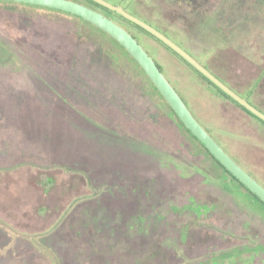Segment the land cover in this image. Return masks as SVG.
<instances>
[{"label": "rangeland", "instance_id": "1", "mask_svg": "<svg viewBox=\"0 0 264 264\" xmlns=\"http://www.w3.org/2000/svg\"><path fill=\"white\" fill-rule=\"evenodd\" d=\"M104 1L137 17L135 0ZM140 1L135 7L141 15L165 26L169 39L239 90L264 67V0H190L189 6ZM20 15L29 17L27 28ZM195 20L201 26L189 31ZM126 25L201 126L264 182V127L178 56ZM74 27L58 16L0 8V32L29 50L17 54L18 67L7 65L0 47V264H96L88 257L94 247L100 264H197L222 251L264 245V225L249 219L250 200L158 97L135 95L126 109L116 100L110 109L76 100L75 110L58 109L55 95L70 93L53 76L45 78L51 89L35 76L41 75L40 55L50 56L54 48L29 31ZM30 44L41 49L30 53ZM63 52L55 51L54 59L66 63ZM117 78L114 72L105 77V92L115 94ZM208 264H264V252Z\"/></svg>", "mask_w": 264, "mask_h": 264}, {"label": "trees", "instance_id": "2", "mask_svg": "<svg viewBox=\"0 0 264 264\" xmlns=\"http://www.w3.org/2000/svg\"><path fill=\"white\" fill-rule=\"evenodd\" d=\"M75 2L81 3L85 6H88L105 16L114 19L116 22H119V24L123 25L124 28L133 36V38L141 45L143 43L141 40L136 36V34L130 29L126 24H128L130 27H133L143 33L144 35L148 36L149 38L155 40L162 46H164L166 49L171 51L174 55L178 56L183 62H185L189 67H191L217 94H219L221 97L228 99L229 101L233 102L235 105H237L242 111H244L247 115H249L251 118L256 120L259 124H261L264 127V121L252 114L250 111H248L246 108L241 106L239 103H237L235 100H233L229 95H227L225 92H223L219 87H217L214 83H212L209 79H207L203 74H201L198 70H196L192 65H190L187 61H185L180 55H178L175 51H173L171 48H169L166 44H164L162 41L157 39L155 36H153L151 33L143 29L142 27L138 26L137 24L127 20L122 15L109 10L108 8L96 3L93 0H73ZM171 3L174 6H189L191 4L190 0H170ZM142 1L135 0L133 2L132 9L134 13L137 15L139 19L142 21L152 25L154 28L159 30L161 33L165 35L171 36L165 26L161 25L159 22H155L147 17H144L138 12V9L135 7L139 5ZM0 8H6V9H13L17 8L19 10H22L24 12H32L40 15H51V16H58L59 18L70 20L75 24V27L70 29V31H55L53 33L50 31H29L30 33L34 35H42L43 39L50 40L52 43V46L54 49L50 50L52 53L50 56L46 55H40L42 64H39L41 75H35L36 77H41L43 84L50 88V85L46 82L45 78L48 79V77L55 78V80H58L63 86V89H66L70 94L67 97L66 95L59 94L55 95L58 97V104L57 106L59 110L64 111L67 107L68 109H74V107L71 108L72 103H75L76 101H81V104H84L88 107H92L96 110L98 109H110L113 106L110 104L116 101H121L124 106V109L129 107V104L132 103L133 96H137L138 98H142L143 100L146 99V92H148L149 96H151L152 100L156 97L159 98L160 102H162L166 108V110L169 112L171 116H173L177 123L200 145L202 150L210 157V159L217 165L218 170L221 171L223 175H227L231 180H233L237 186L240 188V192L246 195L248 198V202H250V211L253 213L252 217H249L251 223H259V225H264V203L257 198L254 194H252L245 186H243L240 182H238L210 153L209 151L204 147V145L195 138L188 129L182 124V122L179 120V118L176 116V114L173 112L171 107L168 105V103L164 100V98L161 96V94L158 92V90L154 87V85L151 83L149 78L145 75L143 70L139 67L137 62L130 56V54L112 37H110L107 33L100 30L99 28L95 27L94 25L88 23L87 21L83 20L82 18L65 13L63 11L55 10V9H49L45 7L40 6H34L29 4H23V3H16V2H10V1H0ZM191 13L197 12L194 8L190 9ZM121 19L124 21L122 23L119 21ZM20 24L27 28L30 24L29 17L25 15L19 16ZM201 21H192V23L188 22L189 25V31H196L197 28L201 26ZM27 32V31H23ZM53 35V38L50 36ZM40 37V36H39ZM46 37V38H45ZM173 37V36H171ZM45 38V39H44ZM175 39V38H174ZM16 38H12L9 36L8 32H0V47L7 53L8 55V61L7 65L9 63H13L18 67L20 66L17 64L18 57L17 54L26 56L29 50L25 47L23 49L22 45H18ZM86 41L88 44H90V47H83V45H86ZM90 43H89V42ZM41 45H29V48H32L33 50L30 53L35 54V50L41 49ZM146 48V47H145ZM144 49V48H143ZM147 49V48H146ZM57 50H63L66 55V63H60L59 61H56L53 57V55L56 56L55 51ZM146 51V50H145ZM149 52V50L147 49ZM146 51V52H147ZM188 51V50H187ZM147 52V53H148ZM150 53V52H149ZM148 53V54H149ZM190 53V52H189ZM150 56V55H149ZM151 57V56H150ZM152 58V57H151ZM153 59V58H152ZM33 60L30 59V61ZM154 60V59H153ZM156 65L158 66L159 70L163 72V69L159 64L154 60ZM6 65V66H7ZM206 66V65H205ZM203 66V67H205ZM207 70H209L215 77H217L220 81H222L225 85H227L231 90H233L235 93L239 95H244V97L252 106L257 108L259 111H261L264 114V99H262L261 92L264 91V67L260 69V71L257 73V75L252 79V82L250 83L249 87L245 89L244 91L239 90L235 86H232L231 84L227 83L225 79L222 76V73L218 71V69L206 66ZM32 72V71H31ZM110 72H114L118 78L116 80V83H118V86L113 88V92L115 94H110L109 92H105L106 88L102 87L103 84H105L104 81L105 77H108ZM35 74V73H34ZM164 75V74H163ZM48 76V77H47ZM168 80V78L166 77ZM174 88V87H173ZM175 89V88H174ZM110 90V92L112 91ZM176 90V89H175ZM128 91H130L131 95H129ZM177 92V90H176ZM179 94V92H177ZM73 95V96H72ZM71 96V97H70ZM111 98H108L110 97ZM148 96V97H149ZM180 96V94H179ZM261 98H260V97ZM181 97V96H180ZM111 99V100H110ZM119 99V100H118ZM150 99V98H149ZM183 100V98L181 97ZM114 100V101H113ZM113 101V102H112ZM146 101V100H145ZM184 102V100H183ZM120 103V102H119ZM152 105L155 106L154 102ZM185 103V102H184ZM76 104V103H75ZM121 105V104H119ZM186 105V103H185ZM143 106V105H142ZM187 106V105H186ZM110 107V108H109ZM126 107V108H125ZM130 108V107H129ZM144 108V106H143ZM188 108V107H187ZM120 110V109H119ZM50 111V110H49ZM66 111V110H65ZM121 111V110H120ZM146 112V111H145ZM122 117L128 118L129 113H126L125 110L121 111ZM192 113V112H191ZM194 116V114H192ZM195 117V116H194ZM196 119V117H195ZM197 120V119H196ZM89 123H91L89 121ZM100 128V127H99ZM105 130V132L109 133L110 135H116L114 134L112 130L110 129H102ZM207 131V130H206ZM214 140L225 150L226 153H228L234 161H236L244 170H246L248 173H251L255 179L264 186L263 180H261L259 177H257L255 174H253L251 171L247 170L243 166V164L237 160L227 149L226 146L222 145L214 136H212ZM230 142V141H229ZM231 143V142H230ZM231 147V146H230ZM64 167V166H62ZM54 166L55 170L57 168H62ZM67 168V167H64ZM261 176L264 178V172L261 173ZM85 183H89L87 181L86 177ZM192 207H187L186 210H189ZM200 207L195 206L193 207L192 211H195L197 214H200ZM183 210V211H186ZM60 220V219H59ZM247 227H250L246 223ZM259 226V227H260ZM257 228V227H255ZM254 228V229H255ZM111 232H113L114 228L110 229ZM92 245H94L92 243ZM96 246V245H95ZM98 246V245H97ZM113 246V245H112ZM99 248V247H98ZM92 250V256H88L91 258V260H95L96 264H100L101 260L95 257L97 255H100L98 252L99 249H96L95 247ZM121 250V248H120ZM124 252V251H119ZM264 252V245L260 243H253L251 246H243L241 248H234L226 251H222L219 253H215L211 255V257L197 263V264H208L210 262H214L217 260L218 262L224 261L225 259H239L247 253L248 255L258 254ZM111 258H113V255H111ZM110 258V259H111ZM53 261V260H51ZM89 261V259H88ZM56 262V261H55ZM93 262V261H92ZM110 260L108 261V264H110ZM107 263L106 260H104L103 264ZM91 264H94L91 263Z\"/></svg>", "mask_w": 264, "mask_h": 264}, {"label": "water", "instance_id": "3", "mask_svg": "<svg viewBox=\"0 0 264 264\" xmlns=\"http://www.w3.org/2000/svg\"><path fill=\"white\" fill-rule=\"evenodd\" d=\"M16 3L29 4L34 6L55 9L82 18L107 33L116 40L137 62L145 75L149 78L154 87L158 90L164 100L171 107L173 112L182 124L197 138L209 153L243 186L264 203V186L255 180L246 170H244L225 150L214 140V138L201 126L187 108L179 94L159 70L154 60L143 49V47L133 38V36L123 27L115 23L104 14L73 0H0ZM96 3L122 15L127 20L142 27L157 39L166 44L169 48L180 55L185 61L203 74L207 79L229 95L233 100L246 108L252 114L264 121V114L252 106L248 101L240 97L227 85L215 77L209 70L203 67L183 48L174 43L166 35L141 19L127 13L123 8L114 6L104 0H93Z\"/></svg>", "mask_w": 264, "mask_h": 264}, {"label": "crops", "instance_id": "4", "mask_svg": "<svg viewBox=\"0 0 264 264\" xmlns=\"http://www.w3.org/2000/svg\"><path fill=\"white\" fill-rule=\"evenodd\" d=\"M50 261V260H49Z\"/></svg>", "mask_w": 264, "mask_h": 264}]
</instances>
